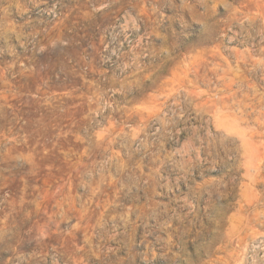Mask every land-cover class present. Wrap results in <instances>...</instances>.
Masks as SVG:
<instances>
[{
  "label": "rangeland",
  "instance_id": "obj_1",
  "mask_svg": "<svg viewBox=\"0 0 264 264\" xmlns=\"http://www.w3.org/2000/svg\"><path fill=\"white\" fill-rule=\"evenodd\" d=\"M0 264H264V0H0Z\"/></svg>",
  "mask_w": 264,
  "mask_h": 264
}]
</instances>
